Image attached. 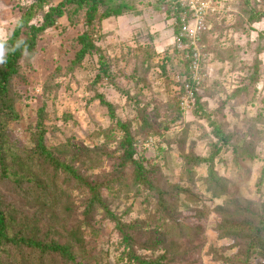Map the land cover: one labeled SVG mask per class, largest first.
Here are the masks:
<instances>
[{"label":"rangeland","instance_id":"1","mask_svg":"<svg viewBox=\"0 0 264 264\" xmlns=\"http://www.w3.org/2000/svg\"><path fill=\"white\" fill-rule=\"evenodd\" d=\"M37 1L0 0V40L11 36L23 14ZM62 1L48 2L44 13ZM127 1L134 6V11L105 20L94 28H87L83 11L77 13L75 7L67 8L69 16L59 19L58 25L40 38L33 61L22 67L20 76L14 79L10 94L15 99L17 119L4 120L6 124L0 142L11 150L33 151L36 146L35 128L42 124L47 133L46 146L59 157L68 148L75 152L104 150L114 154L124 135L118 122L126 124L130 133L138 136L143 116H149L164 136H150L152 140L146 141L138 136L137 157L144 156L156 166L158 174L153 177V182L167 188L179 183L181 174L186 171V153L192 150L201 157L209 155L210 142L215 137L212 126L201 115L203 110V114H209L222 124L227 133L256 146L259 159L249 167L250 179L240 186L238 192L246 198L260 197L255 194V182L264 160V110L261 108L264 98V20L250 24L248 18L251 9L264 11V0H248V3L246 0H215L218 2L214 13L217 15L216 29L206 36L205 47L199 46L201 66L205 67L208 84L200 90L199 108L192 111L195 101L194 98L189 99L187 109L181 106L182 114L178 113L176 105L178 99L181 102L186 94L182 96L176 82L184 79L180 73L184 59L179 52L180 47L175 45L173 21L163 11L162 0ZM42 16L34 23L40 24ZM86 32L100 48L110 76L99 75V55L96 52L87 55L80 65L74 64L75 55L81 49L78 38ZM2 55L0 50V57ZM255 69L259 72L258 85L251 87L247 94L232 97L236 89L249 83L248 78ZM102 100L113 106L115 119L111 118L110 110ZM260 111L262 120L257 118ZM168 123L172 124L167 131L164 128ZM232 158L230 153H224L217 161L216 169L219 175L234 180L238 172ZM102 162L101 166L90 165L86 159L80 158L74 161L73 166L92 177L112 175L115 163L107 161V158ZM206 173L205 165L197 169V180L192 190L194 194L201 195L209 211L204 213L202 220L191 217L195 214L193 212L190 216V211H183L185 224L201 229L193 243L198 247L197 251L189 257L188 263L231 264L228 258L239 259L235 257L237 250L228 249L233 242L221 239L216 231L220 218L211 209L222 201L212 200L200 182ZM61 176L59 182L62 184L67 176L64 173ZM73 184L69 182L68 190L75 187ZM5 185L2 190L7 198L10 197L14 206L20 207L18 196ZM62 186L66 187L65 184ZM72 196L77 205L78 200L86 198L77 190ZM108 196L104 191L103 197ZM121 198L122 195L114 197L110 209L123 221L133 222L148 217L144 212V196L135 200L132 196ZM154 208L150 206L146 211L153 212ZM128 209L131 212L126 216ZM25 212L16 216L24 217ZM92 229L91 236H87L84 243L86 252L102 257L106 263L117 264L120 252L117 253L114 246L118 240L115 223L104 218L103 211H97ZM16 231L13 230L12 235ZM24 257L35 260L38 254L26 252L19 261ZM79 261L95 264L96 258L81 257ZM252 264L264 262L257 259Z\"/></svg>","mask_w":264,"mask_h":264},{"label":"trees","instance_id":"2","mask_svg":"<svg viewBox=\"0 0 264 264\" xmlns=\"http://www.w3.org/2000/svg\"><path fill=\"white\" fill-rule=\"evenodd\" d=\"M50 1L53 0H38L31 5L11 36L7 40H0V50L3 51L0 57V135L6 124L4 120L17 119L14 111L15 99L10 94L14 79L20 76L22 67L33 61L40 38L48 30L55 28L59 19L68 15V7H75L77 13H85L87 28H94L96 24L101 26L105 20L119 18L134 11V6L127 0H63L56 6H50L44 13ZM182 2L183 0L161 2L167 18L173 21L177 47L182 31V19L189 18L191 13L188 7L181 5ZM248 2L246 0L245 3ZM249 14L250 24L264 20V11L251 9ZM39 16H42V22L35 24L34 20ZM216 17V14L211 13L206 15V23L211 28L200 36V47H205L206 36L216 29ZM181 40L184 47L180 48L179 52L184 60L180 73L184 79H179L176 83L180 86L182 96L191 90L195 101L192 111H195L199 108L197 103L200 100V90L207 86L208 79H205V67L201 66L203 61L200 60V82H195L191 70L194 46L190 45V40L186 38ZM78 41L81 49L75 55L74 64L80 65L87 55L96 52L99 55V75L110 76L104 56L90 33L82 34ZM187 43L190 47L185 46ZM99 77L97 79L101 80ZM248 80L249 83L241 84L232 97L247 94L251 87L258 85L257 69L252 71ZM188 85L189 88L186 87ZM102 103L110 110L111 118L115 119L113 106L104 100ZM177 103L178 113L182 114L180 99ZM261 103L264 110V98ZM201 115L206 117L212 126V134L215 137V140L210 142L209 155L201 157L192 150L186 153V171L181 174L179 183L167 188L153 182V177L158 174L156 166L151 165L144 156L137 157L138 139L143 138L146 141L152 140L150 136H164L156 129L153 119L149 116L141 117L138 139V136L130 133L126 124L118 122L124 135L114 154L104 150L75 152L68 148L59 157L46 146L47 133L42 124L35 128L36 146L33 151L11 150L0 142V264H82L79 261L81 257H95V264H109L104 262L102 257L98 258L94 253L86 252L87 247L84 246L87 236L90 237L93 231L97 211H103L104 218L115 223L118 240L114 246L117 253L120 252L116 258L117 264H189V257L197 251L198 247L193 243L201 229L199 226L185 224L183 211H190V216L193 212L195 214L191 217L202 220L204 213L210 209L201 200V195L194 194L192 190L197 180V169L203 165L207 167V173L200 182L212 200L222 201L211 209L220 218L216 231L221 239L233 242L228 249L237 250L235 257L239 259L228 258L227 261L231 264H252L257 259L264 262V160L255 182V194L260 197H244L238 190L249 181V167L259 159L256 146L253 142L227 133L222 124L212 119L209 114H203V110ZM257 118L263 119L261 111ZM171 124H165L164 129L168 131ZM224 153L233 156V163L238 172L234 180L219 175L216 169L217 161ZM80 158L86 159L90 165L100 166L103 159L107 158V161L115 163V172L100 178L83 174L73 166L74 161ZM61 173L67 176L62 184L59 182ZM3 182L5 187H11L12 193L18 196L20 207L14 206L10 197L7 198L2 190ZM69 182L74 183L73 189L70 187L68 190ZM63 184L67 188L63 187ZM74 190L86 196L84 200H78V205L73 200ZM104 191L108 192V198L103 197ZM121 195V200L131 196L135 200L144 196V212L148 217L125 222L122 217L115 215L110 209L111 201ZM150 206L155 208L149 213L146 210ZM19 210L26 211L24 217L16 216L21 214ZM130 212L128 209L125 215H130ZM13 230H17L14 235ZM20 252H34L38 257L35 260L24 257L19 261V257L23 256Z\"/></svg>","mask_w":264,"mask_h":264},{"label":"built area","instance_id":"3","mask_svg":"<svg viewBox=\"0 0 264 264\" xmlns=\"http://www.w3.org/2000/svg\"><path fill=\"white\" fill-rule=\"evenodd\" d=\"M181 5L188 7L191 13L189 18L185 17L182 19V31L180 39H178V44L180 48H183L184 44L181 38H186L190 40V45L194 46L191 70L193 79L199 84L200 77L198 75V70L199 61L201 59L199 52L200 36L211 28V26L206 23V15L210 13L214 14L217 11L218 2H215L214 0H183ZM190 45L187 43L185 46L190 47ZM186 87L189 88V85ZM193 98L191 90H188L187 95H185L181 101L182 108L187 109L189 107L188 100Z\"/></svg>","mask_w":264,"mask_h":264}]
</instances>
